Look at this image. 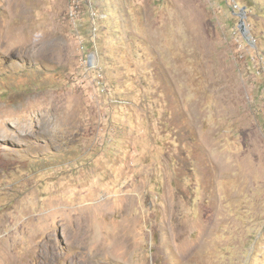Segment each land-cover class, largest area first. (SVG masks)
<instances>
[{
    "label": "rangeland",
    "instance_id": "1",
    "mask_svg": "<svg viewBox=\"0 0 264 264\" xmlns=\"http://www.w3.org/2000/svg\"><path fill=\"white\" fill-rule=\"evenodd\" d=\"M0 264H264V0H0Z\"/></svg>",
    "mask_w": 264,
    "mask_h": 264
}]
</instances>
